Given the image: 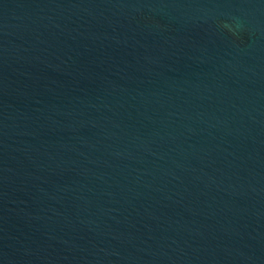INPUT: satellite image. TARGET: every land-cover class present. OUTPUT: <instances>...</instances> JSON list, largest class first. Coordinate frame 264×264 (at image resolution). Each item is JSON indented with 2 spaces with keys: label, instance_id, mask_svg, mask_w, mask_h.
I'll return each mask as SVG.
<instances>
[{
  "label": "water",
  "instance_id": "95a60500",
  "mask_svg": "<svg viewBox=\"0 0 264 264\" xmlns=\"http://www.w3.org/2000/svg\"><path fill=\"white\" fill-rule=\"evenodd\" d=\"M0 264H264V0H0Z\"/></svg>",
  "mask_w": 264,
  "mask_h": 264
}]
</instances>
